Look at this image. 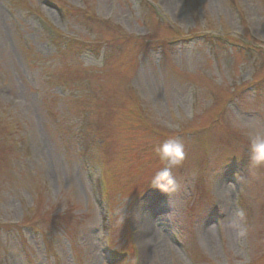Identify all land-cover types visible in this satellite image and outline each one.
Here are the masks:
<instances>
[{"label":"rangeland","instance_id":"1","mask_svg":"<svg viewBox=\"0 0 264 264\" xmlns=\"http://www.w3.org/2000/svg\"><path fill=\"white\" fill-rule=\"evenodd\" d=\"M156 2L0 0V264H264V0Z\"/></svg>","mask_w":264,"mask_h":264},{"label":"clouds","instance_id":"2","mask_svg":"<svg viewBox=\"0 0 264 264\" xmlns=\"http://www.w3.org/2000/svg\"><path fill=\"white\" fill-rule=\"evenodd\" d=\"M161 160L166 167L161 169L153 178V183L161 191L168 192L169 187H175L171 167L180 164L184 158V145L176 139L165 141L158 149ZM252 162L256 165L264 164V137H257L251 143ZM243 235V232L241 233Z\"/></svg>","mask_w":264,"mask_h":264}]
</instances>
